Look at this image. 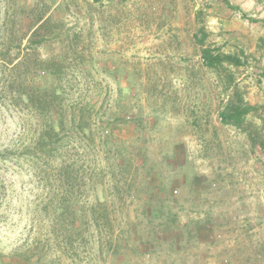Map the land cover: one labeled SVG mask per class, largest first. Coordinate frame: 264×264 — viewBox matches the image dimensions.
I'll return each instance as SVG.
<instances>
[{
  "label": "rangeland",
  "instance_id": "obj_1",
  "mask_svg": "<svg viewBox=\"0 0 264 264\" xmlns=\"http://www.w3.org/2000/svg\"><path fill=\"white\" fill-rule=\"evenodd\" d=\"M0 264H264V0H0Z\"/></svg>",
  "mask_w": 264,
  "mask_h": 264
},
{
  "label": "trees",
  "instance_id": "obj_2",
  "mask_svg": "<svg viewBox=\"0 0 264 264\" xmlns=\"http://www.w3.org/2000/svg\"><path fill=\"white\" fill-rule=\"evenodd\" d=\"M202 60L208 67H216L219 66L222 62L228 61V62H236L239 63V59L234 56L230 55H220V54H212L208 49H202ZM40 99L37 101V105H43V101L46 100V98H53V93L51 94L47 90H42V94H40ZM36 105V106H37ZM44 115L47 116L49 119V124L47 123L46 128L38 133V130L36 129L37 136L35 137V153L39 151V147L41 145L42 149L51 147L52 138L53 136H57L59 134V131L54 130L53 121L54 119L58 118V116L61 118V116L64 114V108H62L61 105L58 106H50V105H44ZM237 115V114H236ZM236 115H229L231 117H237ZM51 120V121H50Z\"/></svg>",
  "mask_w": 264,
  "mask_h": 264
}]
</instances>
